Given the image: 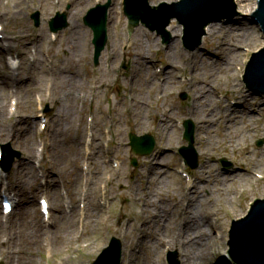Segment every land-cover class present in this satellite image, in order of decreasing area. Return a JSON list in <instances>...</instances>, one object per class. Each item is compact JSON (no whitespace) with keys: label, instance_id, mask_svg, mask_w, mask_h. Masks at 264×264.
Returning a JSON list of instances; mask_svg holds the SVG:
<instances>
[{"label":"rangeland","instance_id":"rangeland-1","mask_svg":"<svg viewBox=\"0 0 264 264\" xmlns=\"http://www.w3.org/2000/svg\"><path fill=\"white\" fill-rule=\"evenodd\" d=\"M107 1L94 0V2L87 4L85 11L80 17L83 29L91 35V54L89 55L87 52L82 63L76 67L85 70L94 78H98L101 74L105 73L106 80L108 81V86L104 87L100 94L103 103L96 118L98 120L97 131L99 135L93 144H91L93 154L91 155V159H88L91 165H93L91 170L97 171L94 174H96L100 181L101 191H104L106 188L108 197L106 200L103 198L95 199L96 209L93 210V214L97 215V217L94 222L89 223L90 225L85 224L86 227L90 226L89 235L97 239L92 248L84 253L87 261L86 264H90L98 256L102 249L108 245L113 235L120 237L125 245L124 236L128 238V235L135 232L137 226H139L140 230H137L138 233L136 231V234L140 235L141 241L144 242L140 244V264H146L149 260L150 252L148 247L152 246L156 240L155 235L163 238L164 244L161 247V253L159 250L157 253L151 252V256L154 258V263L152 264H169L167 255L170 252L177 253L178 264H182L183 258L180 248L170 243V239L174 236V220L177 219L178 214L177 210L173 206H170V204L173 203L175 196L178 194L184 195L187 192L188 187L191 185L189 177H191L192 190L194 192L197 191L199 185L202 186L204 183H208L205 180L206 173L215 175L216 173L225 174L224 177L227 180L220 184L214 181L206 189L201 188L199 190L198 202L194 207L195 213L199 216L208 214L212 211L211 208L215 207L214 216L218 220L215 225L207 228L206 245L202 248L200 247L195 258L200 264H238L230 258V254L227 252L228 248L230 249L228 241L231 222L232 220L246 216L255 199H264L263 183H260L257 177L258 174L264 171V163L258 160V157L262 155L264 143L260 146L257 145L259 139H264L262 132V126L264 125V96L250 91L246 87L243 78L250 55L264 47L263 34L260 28L253 23L254 17L240 10L239 2L234 0L236 3L235 10L238 13L232 18L211 23V25L214 24L216 26V33L212 35L207 33L202 39L201 46L194 51H190L183 45V25L179 23V20L172 19L168 26L165 27L170 33V38L165 43L162 41V34H158L157 31H152L144 25L130 28L127 17L124 14V0H111L112 4L108 9V21H110L109 43L101 54L98 66H95L93 61V32L84 23V17L91 7L96 6L98 3L104 4ZM175 1L179 0H148V3L156 7L160 2ZM257 1L251 0L256 5L255 10L258 6ZM49 3L43 4L40 0H24L23 3H16L14 0H0V11L4 14V22L0 23L3 26L10 25L7 30H3V33L7 37L0 34V78L7 77L8 73L11 74L15 70L10 65V58H14L18 64L20 63V59L14 55L13 50L11 52L13 54H9L4 49V43L11 41L9 34L13 28L12 26L20 22L21 25L25 24V27H30L31 32H33L30 38L37 37L42 29H45L48 34L47 42L45 39L39 42V52H37L36 48L29 49L32 44L31 42L25 45L16 43L17 47L15 48L19 51L20 48H25L28 51L24 58L27 61H34L37 65L36 71L29 66L27 67L29 72L38 73L36 81H31L27 78H23L20 81L21 76L17 82L16 80L13 81V86L8 85L5 90L1 86L7 84L3 85V83H0V104L6 110L4 115H0V128L6 127L9 130H14L18 126L28 128H23L22 131L24 130L25 136L34 140L35 151L37 153V158H33L31 162H28L25 160V150L14 139L8 141L0 140V151L2 145L10 143L12 148L20 152V156L17 157L15 163L12 165L10 172H2L0 162V186L6 187L8 179L13 178L12 174L14 172L19 174L20 178L28 180L27 187L30 186L28 190L22 191L24 193L20 189H17L16 193H12L15 197V208L9 215L3 214L0 204V230L3 229V226L18 218L27 224H33L38 220L41 226L43 224L48 225L49 221L45 222L43 220L44 215L40 209L39 200L42 197H47L50 202L59 201L60 206H62L61 210L58 207L51 208L52 214H56V219L52 220L51 218L50 223H52V227L47 228L53 229V225L60 221L58 218V215H60L59 211L64 210L69 213L73 205H75L74 209L77 212L76 218L78 221L79 219H84V223L87 222V219L81 215L84 204L82 195H79L80 192L84 193L86 190L85 184L88 176V174L85 176L87 169H81L83 162L86 163L87 160L84 156V140L82 142L78 140L72 141L68 134L57 138L55 125L50 126L48 119L56 114L59 107L63 110V103L61 106L55 103L51 99V95L53 94L51 93V89L46 88L47 84L51 85L54 82L52 80V71H57L61 63H69L70 66L77 57L69 55V44L64 45L63 41L68 37L66 32L71 26L70 15L73 10L75 11V7L73 2L69 0H51ZM37 10L40 11L39 26L35 25L33 19V13ZM19 11L21 12L18 16L17 12ZM57 11L67 12L68 25L58 33H53L50 31L49 20L55 16ZM5 14H9V16L6 17ZM3 26L0 25V30H2ZM218 28H220V31H218ZM136 35V42H139V38L144 41L146 55L153 62L150 65L151 67H148L151 73L150 80L153 78L152 83L154 85H164L167 83L166 86L171 88L172 91L169 101L165 102L167 104L166 109L169 112H165L166 115L164 114L163 116H167L171 120L172 128L169 130L168 136L166 134L163 136L161 125L158 123L161 110H158L150 118L149 125L143 127V129H139L133 122L134 106L130 107L129 105L133 103V96L136 95L138 86L145 74L142 71L145 66L141 63V59H139L137 45L135 44V47L129 45L134 42L133 36L135 37ZM231 46L235 47L236 50L232 49ZM231 50L234 53H229ZM20 55L22 56L21 53ZM125 57H127L126 61ZM229 57H232V60ZM222 59L224 60L221 61ZM127 62H130V66L123 68V63L127 64ZM224 63L233 67L231 72L236 74L234 82L239 84L242 91L244 90L247 93V98L239 102V106H235V108L239 107L240 112L236 109V112L232 115H227L228 113H224L222 108L225 107V104L231 105L234 103L235 101L233 100L235 98L230 87L226 86L229 83L221 81L222 87L218 91L219 93L215 95V101H219V113L216 112V119L209 135L218 144L208 154L203 155L200 149V136L204 132L205 127L199 123L203 122V119L198 120L191 112L195 98L193 84L198 83V79L203 80L207 77L210 70L217 71ZM165 75L169 76V79H164ZM236 79L238 80L236 81ZM32 88H35V90L30 94H32L35 100L36 111H24L26 108L20 109V107L18 109L16 101L22 100L19 96L21 89H23L24 95H28V90ZM44 89L45 91L42 92ZM149 90L151 91V88ZM183 93L188 94L186 100L181 99L180 95ZM97 101L93 97L90 98L86 101L85 106L83 104V108L76 114L82 126L83 124H87L86 139L89 138L88 133L90 131L88 126L90 123H88L86 113L89 107L96 111L95 106L97 105ZM153 103L154 105L152 106L154 107H158L160 104L157 99ZM46 104L49 105V111H46ZM138 108L139 106H136V109ZM241 110H244V112ZM249 115L250 117H247ZM22 117L25 119L20 121ZM185 119H192L196 124L195 147L199 154V166L194 170L184 164V159L179 151L182 145H187L186 140L183 138V122ZM248 121L256 125V129L254 130L252 127H249V131L246 132L245 141L243 137L240 140L239 133L242 132L244 123ZM42 123L45 128L42 127ZM227 124L231 128L227 127ZM130 131H134L139 135L152 133L156 138V146L153 153L139 158L138 166L136 167L131 165ZM175 132L180 134V142L169 147L167 145L168 137ZM48 134L53 135L51 142L55 143V145L52 148L58 155L61 167L58 170L50 162L46 161V164H44V161H41V152L45 147ZM73 136L80 139V134ZM236 137L239 139L238 143L241 144L240 147H248L242 150L236 148L222 149L220 142L222 139L227 141L229 138H232V141H234ZM86 143L89 144L91 141H86ZM201 145L203 146L204 142ZM61 147L63 150L60 149ZM53 150H48L46 146L45 152L46 154L47 152L53 154ZM254 151H258L259 154L253 156L252 153ZM79 154L81 157H79ZM151 158H154L151 160L153 162L150 161ZM223 158L229 160L232 165L225 167L222 163ZM116 162L119 164V167H116ZM207 166L209 170L206 168ZM202 168L206 169L203 171ZM246 169L254 173L252 176L255 182L248 185L244 181L239 187H230L234 179V182H237V177H232L234 175L233 172L238 170V173H241L239 170H243L242 175L239 176L240 178L244 176L243 174H245ZM183 171H187L188 173L184 175L182 174ZM76 173L80 175V178H78L79 188L73 193V183L70 184L69 181L74 180ZM32 177L38 188L31 186ZM236 188L237 192H235ZM227 189H231V193L228 196L225 195ZM66 191H68L70 198V202L67 204L65 202L69 199H67ZM133 191H135L134 194ZM91 196L95 197L91 195L89 188L87 205L91 200ZM234 196L235 201H231V198ZM184 204L182 201L181 207ZM158 206L165 207V212H161V208H158ZM153 211H158L162 219L156 223L154 220L145 222ZM153 214L155 213L153 212ZM96 226H99L98 230ZM155 226H160L158 231H154L156 229ZM47 228L43 229L46 231L48 230ZM77 228L78 230L82 228L80 223ZM6 239L7 234L4 233L0 240V264H10V259L3 252L8 243V241L3 242ZM101 239H104L103 244H100ZM157 248L159 249V247ZM123 252L125 259L126 249L122 250V254ZM80 253L81 250L77 248V244H71L62 254H52L50 251L45 250L38 254V258L42 264H72V261L76 260Z\"/></svg>","mask_w":264,"mask_h":264},{"label":"bare ground","instance_id":"bare-ground-1","mask_svg":"<svg viewBox=\"0 0 264 264\" xmlns=\"http://www.w3.org/2000/svg\"><path fill=\"white\" fill-rule=\"evenodd\" d=\"M73 2V5L75 7V11L71 12V26L69 29H67L66 34H68V37L65 38L64 45H68L69 55L77 56L76 59L73 60V63L69 66L68 64L61 63L57 71H52V80H54L51 85L47 84L46 88L51 89V99L55 101V103L61 104L63 103V110L57 109V112L54 116L49 118V124L50 126L55 125L57 138L63 137V135L68 134L69 138L72 141H80L82 142L86 136L87 131V124L81 125V121L78 120L76 117V114L83 108V104L85 106L86 101H88L90 98L93 97V99H97V105L96 111H95V120L92 118L90 129L93 130L91 136H94L95 139L98 138V131H97V125L98 120L97 115L99 113V109L103 103L102 98L100 94L102 93V89L104 87L108 86V81L106 80V74H101L98 78L91 77V75L86 72L85 70H82L80 68H76L80 63H82V60L84 59L86 53L91 54V35L89 32L85 31L83 29V26L80 22V17L82 13L85 11V8L87 4L94 2V0H69ZM172 1V0H168ZM239 2L240 10L245 11L248 15H251L253 11L255 10V3H252L251 0H237ZM16 3H23L24 0H14ZM40 2L43 4H50L51 0H40ZM21 6V5H20ZM111 11V10H110ZM20 12H17V15H20ZM4 14L0 11V22L3 21ZM6 17L9 16V14H5ZM111 16V12H110ZM109 18V17H108ZM110 22V21H109ZM110 24V23H109ZM0 25L3 26L2 23ZM242 25V23H240ZM9 24L4 25L2 27V30H0V34L3 33V30H7L9 28ZM110 26V25H109ZM11 33L9 34V37L11 38V41H7L4 43V49L7 50L9 53L14 52V55L20 59V65L16 67V65L11 64L13 68H15L14 71L11 72V74L8 73L7 77H1L0 83L7 84L4 86H1L3 90L8 87V85L13 86V81L19 79L21 77L20 81L23 78L30 79L31 81H36L38 77V73L36 72H29V69L27 67L29 66L34 71L37 70V65L34 63V61H27L24 56L28 51L25 50V48H20V51L15 48L17 47L16 43H21L23 45L28 44L31 42L30 48H36L37 52L40 51L39 49V42H41L43 39L48 41V34L45 29H42L40 34L37 37L30 38L33 32H31L30 27H25V24L21 25L20 22H17L15 26H12ZM179 30V29H178ZM15 31V32H13ZM216 31V26L214 24H210L207 27V33L209 35H212ZM218 31H220V28H218ZM84 33V34H81ZM205 35V36H206ZM7 37V36H5ZM137 35L134 37V42L129 44L133 47L134 45H137V52H139V59H141V63L144 64L145 68L142 70L145 72L143 75L142 81L140 82L138 86V91L136 95H134L133 103H131L129 106H134V119L133 122L136 124V126L139 129H143V127H147L150 122V118L158 112V110H161V114H159V122L161 125V131L163 136L165 134L168 136L169 130L172 128L171 126V120L169 118L163 117L165 112H169V110L166 109L167 104H165L166 101H169V96L171 94V88L167 87V83L164 85H154L152 83V79L150 80L151 73L148 70V67H151L150 65L153 63L150 58L146 55V50L144 49V41L139 38V42L137 43L136 39ZM110 38V37H108ZM82 40V43H81ZM109 43V40H108ZM15 44V46H13ZM232 49L236 50L235 47L231 46ZM240 50V49H239ZM234 53V51H230L229 53ZM22 54V56L20 55ZM239 53V52H238ZM216 57V56H215ZM138 58V56H136ZM230 60H232V57H229ZM69 61V59L67 58ZM222 59L221 61H223ZM138 61V60H137ZM38 62V61H37ZM227 66V67H223ZM221 68H218L217 71L210 70L209 75L205 77L203 80L198 79V83H194V102L191 107L192 114L199 119H203V122H199L204 125L205 130L204 132L200 133V149L201 153L203 155L208 154L214 146H216L218 143L214 142L213 138H211L210 130L212 128V125L214 124V121L216 119V112H218V102L216 100V94L219 93L218 91L222 87L221 81L226 84V86H229L233 95H234V103L231 105H226L223 107V112H227V115H232L234 112H236V109L238 112H240L239 106L242 100L247 98V93L242 91L239 84L234 82L235 73L231 72V69L233 67H230L228 64L224 63ZM25 76V77H24ZM164 79H169V76L165 75ZM238 79H236L237 81ZM9 81V83H8ZM232 82V83H231ZM151 88V91L149 90ZM27 90V88H26ZM35 88L28 90V95H24L23 89H21L19 96L22 99L18 102L17 108L19 109H25L24 111H36L35 108V100L30 94ZM42 90V92H44ZM66 91V92H65ZM41 99V98H40ZM157 99V101L160 103L159 106L154 107L153 101ZM3 100V99H1ZM4 102V100H3ZM3 105V104H2ZM136 106H139L138 109H136ZM244 112V110H241ZM6 112L5 108H2L0 104V115H4ZM85 113V111H84ZM250 113V111H249ZM199 114V115H198ZM166 115V114H165ZM243 116V114L241 113ZM162 116V117H161ZM247 117H250L247 116ZM25 118L22 117L20 121L24 120ZM167 119V121H165ZM230 123V122H228ZM227 127L231 128V126ZM252 127V129H256V125L250 123L249 121L247 123H244L242 126V132L239 133V139L241 140L243 137V140L245 141L246 132H248V128ZM23 128H26L24 126H18L14 130H9L8 128H0V140L8 141L10 139H14L15 142L23 147L25 150V160L28 162H31L33 158H37V153L35 149V142L32 138H29L24 135ZM263 134H264V125L262 126ZM28 129V128H26ZM94 129L96 132L94 133ZM228 129V128H227ZM79 132V133H78ZM76 134H80V139H77ZM244 134V136H243ZM53 135L48 134L45 141V147L43 149L41 161H44V164L47 162H50L57 170L60 169V163L58 160V155L54 152L53 146L55 143L51 142ZM231 137V136H228ZM239 139L236 137L234 138V141H232V138H229V140L225 141L222 139L220 142L222 144V149L226 150L227 148L230 149H238L242 150L245 147H240V143H238ZM204 142V145L202 146V142ZM180 142V134L173 133L170 134L168 137L167 145L169 147H172L174 144ZM243 144V143H242ZM46 146L49 149L53 150V154H50L45 152ZM63 150V148H60ZM215 150V148H214ZM259 154L258 151H254L252 153L253 156H256ZM85 159L90 158L89 153H84ZM79 157L81 155L79 154ZM250 157V156H247ZM155 158V157H154ZM154 158H151L150 161ZM260 161L264 163V149L262 152V155L258 157ZM254 159V158H252ZM247 160V159H246ZM251 160V159H250ZM153 162V161H151ZM42 163V162H41ZM247 163V162H246ZM28 168V166H26ZM209 168L208 166L206 167ZM206 168H202L204 171ZM209 170V169H208ZM264 170V169H263ZM241 173H243V170H239ZM94 170H91V172L87 176V182L85 184L86 190L84 193H79V195H82L84 208L82 212V216L87 219V222L84 223V219L81 220L76 218V211H75V205L72 206V209L69 213L62 210L59 211L60 215H58V218L60 221H58L55 225H53V229H49L52 227V223L49 222L48 225L43 224L42 226L39 224V221L36 220L33 224H27L23 222L21 219H16L15 221L9 222L7 225L3 226L2 230H0V240L4 233L7 234V239L3 242H7L5 248L3 249L4 254L7 258L10 259V264H42L41 260L38 258V254L46 251H50L52 254H62L64 253L67 248L71 246V244H77V248L81 250V253L78 255L77 259L72 261V264H86V257L85 252L88 251L97 241L96 237L90 236V226L86 227L85 224H89L95 221V218L97 215L93 214V210L96 209L95 205V199H100L103 197L104 200L108 197V191L105 190L104 193H101V184L98 180L96 174H94ZM18 173V172H17ZM234 175L232 177L236 178V183L233 181L232 185L230 187H239L242 182H246L248 185H251L255 182L254 177L252 176L254 173L246 169L245 174H243V177H240L242 174L238 173V170H235ZM62 175V173L60 172ZM225 174L221 173H206L205 180L208 181V183H204L202 186L199 185V188L196 192L192 190V185L188 187L187 192L184 193V195L178 194L173 198V203L170 204V206H173L177 210V219L174 220L173 224V232L174 236L170 239V243L172 245L178 246L182 252V258L183 263L182 264H200L196 260L195 256L197 255L198 250L200 247L202 248L204 245H206L207 242V236H208V230L207 228L209 226L215 225L218 218L214 216L215 211L214 208H211L212 211L208 214H203L199 216L197 213H195L194 207L198 202V196H199V190L201 188L206 189L210 186V184L214 181L218 182L220 184L223 181H226L227 179L224 177ZM258 179L260 183H263L264 187V171L260 175H258ZM12 179H8L7 182V189L9 192L13 193L15 191H18L17 189H20L21 192L28 190L27 182L28 180L20 178L19 174H16L14 172L12 174ZM80 175L79 173H76L74 176L73 181H69V183H73L72 192L74 193L79 188V179ZM78 185L76 186V184ZM192 184V181H191ZM31 186L34 188H38L35 184V180L32 177ZM87 186V187H86ZM89 188L91 191V195H94L93 198L91 196V200L89 201L87 205V200L89 196ZM195 188V187H194ZM233 189V188H232ZM230 190V191H229ZM1 191V188H0ZM234 192V191H233ZM237 192V188L235 190ZM16 193V192H15ZM24 193V192H22ZM135 191H133V194ZM231 193V189H227L225 191V195L228 196ZM182 201L185 203L181 207ZM231 201H235V196L231 198ZM230 202V201H228ZM54 205V206H52ZM58 207L59 210L62 209V206H60V202H52L50 204V207ZM161 212H165V207H160ZM51 209V208H50ZM102 210V208L100 207ZM28 211V210H26ZM159 211V210H158ZM158 211H153L149 215V217L145 220V222L149 220H154L155 223L159 222L162 219V216L159 214ZM28 213V212H25ZM24 215V213L22 212ZM156 215V216H155ZM158 215V216H157ZM56 214H51V210H49V217L52 220L56 219ZM24 217V216H22ZM101 217V216H100ZM49 219V221H50ZM46 221V220H45ZM48 222V221H47ZM54 222V221H53ZM81 224L82 228H79L78 230V224ZM90 225V224H89ZM49 227V228H47ZM97 230L99 229V226H96ZM136 227V226H135ZM156 229L154 231H158L160 226H155ZM43 228H47L48 230H44ZM92 228V227H91ZM139 231V226L136 227L135 232H132L130 235H128V238L124 236V239L126 241L125 244V259L124 264H140L141 261V248L140 244L144 243L141 241L140 235L136 234V231ZM137 231V233H138ZM3 232V233H2ZM156 240L153 242L152 246L148 247V250L150 252L149 254V260L146 264H152L154 263V258L151 256V252L157 253L158 250L161 253V247L163 246V238H160L158 235L154 236ZM99 239V238H98ZM84 242H88L85 243ZM104 239L100 240V244H103ZM83 243V244H82ZM159 247V249L157 248ZM157 248V249H154ZM155 250H157L155 252Z\"/></svg>","mask_w":264,"mask_h":264},{"label":"water","instance_id":"water-1","mask_svg":"<svg viewBox=\"0 0 264 264\" xmlns=\"http://www.w3.org/2000/svg\"><path fill=\"white\" fill-rule=\"evenodd\" d=\"M133 1L127 0L125 8L132 24L136 25L139 19H142L152 29H158L163 34L165 40L168 41L170 33L167 30L166 32L164 28L172 18H178L179 23L181 22L185 25V47L190 50H194L201 45L202 37L206 33L205 29L209 24L221 21L224 18H231L238 13L235 10L234 0H179L175 2H160L158 6L166 3L169 9H175L173 12L166 9L168 11H165L164 14V6H159L157 10L150 11L146 8L144 2L135 0L138 4V7H135L133 6ZM183 1H186V3H183ZM109 5L108 3L104 7V17L102 16L98 19L102 20L101 23H90L97 32L95 42L97 45L95 52L96 63H98L106 41V11ZM254 17L264 33V0H259V8L254 13ZM64 18L65 15H63V20ZM36 21L39 24L38 14H36ZM65 25L66 23L62 26L52 23V29L56 31ZM182 31H184V26ZM250 57L248 58V62ZM245 81L251 90L264 93V48L253 54L246 69ZM185 97L186 95H183V98ZM185 126L187 128L185 138L189 140L190 145L183 147L181 151L187 163L195 168L198 165V157L194 149V124L189 120L185 122ZM154 144L155 139L150 135L139 137L133 133L131 134L132 153L135 155L150 154L154 148ZM12 153L13 151L10 146L5 145L4 160L7 162L6 169L8 171L14 161ZM133 164L137 165V156L133 158ZM229 236L230 255L238 264H264V199H257L247 216L233 221ZM121 247L120 240L113 237L110 247L104 250L94 264H121Z\"/></svg>","mask_w":264,"mask_h":264}]
</instances>
